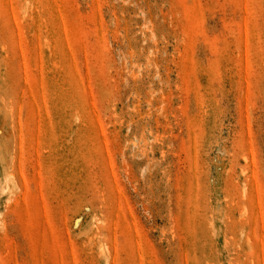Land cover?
Wrapping results in <instances>:
<instances>
[{
    "label": "rangeland",
    "instance_id": "rangeland-1",
    "mask_svg": "<svg viewBox=\"0 0 264 264\" xmlns=\"http://www.w3.org/2000/svg\"><path fill=\"white\" fill-rule=\"evenodd\" d=\"M0 264H264V0H0Z\"/></svg>",
    "mask_w": 264,
    "mask_h": 264
}]
</instances>
